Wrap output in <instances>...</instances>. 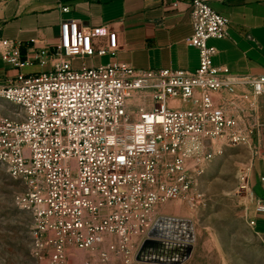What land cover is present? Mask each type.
Here are the masks:
<instances>
[{"label":"built area","instance_id":"built-area-1","mask_svg":"<svg viewBox=\"0 0 264 264\" xmlns=\"http://www.w3.org/2000/svg\"><path fill=\"white\" fill-rule=\"evenodd\" d=\"M209 1L190 3L194 72L75 68V59L117 52L108 25L63 21L55 46L38 50L33 39L25 57L19 41L0 40V60L14 69L49 66L0 82V165L23 187L15 204L32 217L34 264H69L73 249L91 253L82 264H110L112 252L132 264L146 240L192 245L164 238L174 218L168 204L204 205L200 179L225 147L264 150V75L213 65L218 51L208 42L228 36L230 19ZM103 37L107 44L96 49ZM243 181L254 199L250 179ZM248 224L255 230L250 216Z\"/></svg>","mask_w":264,"mask_h":264},{"label":"crops","instance_id":"crops-1","mask_svg":"<svg viewBox=\"0 0 264 264\" xmlns=\"http://www.w3.org/2000/svg\"><path fill=\"white\" fill-rule=\"evenodd\" d=\"M190 3L191 0H15L0 7V40L19 41L25 57L32 55L33 39L38 50L55 46L61 38L63 21L76 20L87 28L108 25L118 35L117 52L84 61L75 59V68L81 62L89 67L126 63L139 70L194 72L200 57L199 51L187 43L193 32ZM209 4L230 19L228 36L208 42L218 51L213 65L226 66L232 73L264 75V0H210ZM106 44V37L95 40L96 49ZM36 65L18 70L0 60V82L16 81L19 72L28 75L45 69ZM250 185L256 201L250 217L255 220L256 233L264 235V212L258 211L257 205L258 200L264 204L263 157L252 164Z\"/></svg>","mask_w":264,"mask_h":264},{"label":"rangeland","instance_id":"rangeland-1","mask_svg":"<svg viewBox=\"0 0 264 264\" xmlns=\"http://www.w3.org/2000/svg\"><path fill=\"white\" fill-rule=\"evenodd\" d=\"M261 112L264 119V102ZM263 154L264 150H251L243 145L225 147L200 179L199 191L205 204L198 208H191L183 201L168 204L171 205L167 209L169 215L192 220L194 225L193 250L181 264H264V235L256 233L248 224L256 201L242 187L243 180L250 179L251 160ZM22 192V185L0 165V264H34L32 217L15 204L16 195ZM71 254L69 264H82L91 256L90 252L79 249H73ZM110 264L123 263L112 252ZM132 264L153 262L138 261L136 257Z\"/></svg>","mask_w":264,"mask_h":264},{"label":"bare ground","instance_id":"bare-ground-1","mask_svg":"<svg viewBox=\"0 0 264 264\" xmlns=\"http://www.w3.org/2000/svg\"><path fill=\"white\" fill-rule=\"evenodd\" d=\"M191 220L172 218L170 221H166L165 232L163 233L164 238L175 239L181 242L193 241L194 239V228ZM183 247L179 246L178 243H169L158 248L157 251L148 252L147 256L152 258L158 256L163 262H170L172 260H180L184 254ZM154 264V262H153Z\"/></svg>","mask_w":264,"mask_h":264},{"label":"water","instance_id":"water-1","mask_svg":"<svg viewBox=\"0 0 264 264\" xmlns=\"http://www.w3.org/2000/svg\"><path fill=\"white\" fill-rule=\"evenodd\" d=\"M169 243L166 242H161V241H155V240H146L144 244L142 245L138 255H137V260L138 261H148V262H154V263H159V264H181L185 260H187L193 250L192 245H185V244H178L179 246L183 247L184 254L183 258L180 260H172L170 262H163L161 258L158 256H153L150 258L147 256L148 252L152 251H157L158 248L162 247L163 245H168Z\"/></svg>","mask_w":264,"mask_h":264}]
</instances>
